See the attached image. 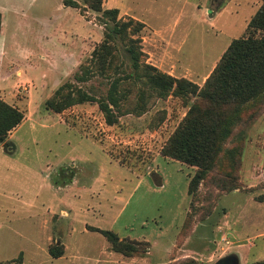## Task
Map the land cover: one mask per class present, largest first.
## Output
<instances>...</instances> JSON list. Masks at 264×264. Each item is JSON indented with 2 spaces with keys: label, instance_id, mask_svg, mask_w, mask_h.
<instances>
[{
  "label": "rangeland",
  "instance_id": "obj_1",
  "mask_svg": "<svg viewBox=\"0 0 264 264\" xmlns=\"http://www.w3.org/2000/svg\"><path fill=\"white\" fill-rule=\"evenodd\" d=\"M74 1L0 0V98L24 114L0 143V264H17L19 252L21 264H212L230 252L240 264H264V105L257 114V102L243 109L223 139L210 173L234 176L236 188L207 207L205 181L198 197L187 192L195 167L159 152L187 98L147 94L144 112L111 125L96 103L45 107L57 86L76 83L103 38L100 12ZM260 3L102 0V7L144 23L145 62L201 85ZM76 84L106 88L98 73ZM88 226L146 247L123 255ZM54 244L59 257L48 254Z\"/></svg>",
  "mask_w": 264,
  "mask_h": 264
},
{
  "label": "trees",
  "instance_id": "obj_2",
  "mask_svg": "<svg viewBox=\"0 0 264 264\" xmlns=\"http://www.w3.org/2000/svg\"><path fill=\"white\" fill-rule=\"evenodd\" d=\"M84 1L91 9L100 12L103 38L93 47L88 62L80 65L74 78L76 83H82L98 73L105 79V91L97 93L92 85L84 88L66 81L45 100V107L62 112L75 104L96 103L104 122L111 125L126 112H144L147 94L161 98L169 94L187 98L184 115L159 152L195 167L188 179L187 192L198 197L199 185L205 181L207 186L203 195L207 207H210L219 192L236 188L234 176L228 179L210 173L218 161L223 139L231 134L243 109L257 102L253 113L257 114L264 105V0L247 21L244 34L230 40L201 85L145 62L140 44L144 27L141 20L118 16V9L103 8L102 0ZM63 3L78 6L74 0H63ZM119 63L123 64L122 68ZM135 85H139V89L133 102ZM129 91L130 98L127 96ZM23 117L22 110L0 98V143ZM88 228L101 233L111 248L123 255L142 252L146 247L144 240L120 238L110 229ZM48 254L59 257L62 247L60 244L50 245ZM16 262L21 264V252Z\"/></svg>",
  "mask_w": 264,
  "mask_h": 264
},
{
  "label": "water",
  "instance_id": "obj_3",
  "mask_svg": "<svg viewBox=\"0 0 264 264\" xmlns=\"http://www.w3.org/2000/svg\"><path fill=\"white\" fill-rule=\"evenodd\" d=\"M212 264H240L237 255L234 252H230L217 258Z\"/></svg>",
  "mask_w": 264,
  "mask_h": 264
},
{
  "label": "crops",
  "instance_id": "obj_4",
  "mask_svg": "<svg viewBox=\"0 0 264 264\" xmlns=\"http://www.w3.org/2000/svg\"><path fill=\"white\" fill-rule=\"evenodd\" d=\"M52 215H53V214H52ZM52 215H51V216H52ZM44 238H45V241L47 242V241H48V236H45ZM46 242H45V243H46ZM45 243H40L39 245L42 246V245L45 244Z\"/></svg>",
  "mask_w": 264,
  "mask_h": 264
}]
</instances>
